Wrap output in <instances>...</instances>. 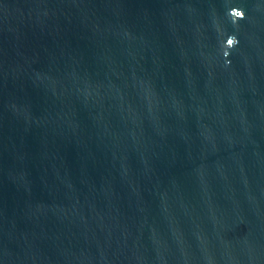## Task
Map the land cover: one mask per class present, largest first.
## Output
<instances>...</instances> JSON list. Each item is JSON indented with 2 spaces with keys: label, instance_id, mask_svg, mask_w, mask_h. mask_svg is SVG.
Here are the masks:
<instances>
[{
  "label": "water",
  "instance_id": "obj_1",
  "mask_svg": "<svg viewBox=\"0 0 264 264\" xmlns=\"http://www.w3.org/2000/svg\"><path fill=\"white\" fill-rule=\"evenodd\" d=\"M0 264H264V0H0Z\"/></svg>",
  "mask_w": 264,
  "mask_h": 264
},
{
  "label": "clouds",
  "instance_id": "obj_2",
  "mask_svg": "<svg viewBox=\"0 0 264 264\" xmlns=\"http://www.w3.org/2000/svg\"><path fill=\"white\" fill-rule=\"evenodd\" d=\"M239 13V15L238 16H240V18H242L243 17V13L242 12H238ZM233 43V41L230 39L229 40V44L231 45ZM237 43V41H235V44Z\"/></svg>",
  "mask_w": 264,
  "mask_h": 264
},
{
  "label": "snow or ice",
  "instance_id": "obj_3",
  "mask_svg": "<svg viewBox=\"0 0 264 264\" xmlns=\"http://www.w3.org/2000/svg\"><path fill=\"white\" fill-rule=\"evenodd\" d=\"M237 15H239V13H237Z\"/></svg>",
  "mask_w": 264,
  "mask_h": 264
}]
</instances>
